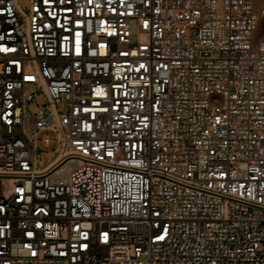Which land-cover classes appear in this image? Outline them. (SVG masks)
<instances>
[{
    "label": "built area",
    "instance_id": "1",
    "mask_svg": "<svg viewBox=\"0 0 264 264\" xmlns=\"http://www.w3.org/2000/svg\"><path fill=\"white\" fill-rule=\"evenodd\" d=\"M25 1L0 0V264H264L252 1Z\"/></svg>",
    "mask_w": 264,
    "mask_h": 264
},
{
    "label": "rangeland",
    "instance_id": "2",
    "mask_svg": "<svg viewBox=\"0 0 264 264\" xmlns=\"http://www.w3.org/2000/svg\"><path fill=\"white\" fill-rule=\"evenodd\" d=\"M19 5L25 10L27 8V2L25 0H17ZM253 3V7L257 11V22H256V28L253 34V37L255 40L264 39V0H251ZM130 27L132 30V42L134 43L136 41V24L134 21H131ZM25 89L28 93H31L33 95L32 100L29 102L28 109L31 115H35L38 110L43 106L44 102L42 100V94L36 90V87L33 83L28 82L25 84ZM35 100H37V104L35 103ZM57 109L59 112H64L67 109L66 102H60L57 105ZM43 132H39L38 137ZM52 133V144L50 146H41L39 145V151L42 153V155L46 152H55V148L57 146V139L56 134ZM52 157H47L45 160H50Z\"/></svg>",
    "mask_w": 264,
    "mask_h": 264
}]
</instances>
